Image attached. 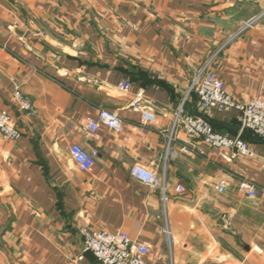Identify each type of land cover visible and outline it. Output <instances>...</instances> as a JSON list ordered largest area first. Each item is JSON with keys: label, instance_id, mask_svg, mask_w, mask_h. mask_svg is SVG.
I'll list each match as a JSON object with an SVG mask.
<instances>
[{"label": "crops", "instance_id": "1", "mask_svg": "<svg viewBox=\"0 0 264 264\" xmlns=\"http://www.w3.org/2000/svg\"><path fill=\"white\" fill-rule=\"evenodd\" d=\"M262 12L264 0H0V110L22 130L0 133V264H100L83 226L126 232L152 264H264V138L234 109L207 117L252 157L205 144L186 153L187 134L171 133L186 96L185 113L202 114L188 89L209 62L237 100L264 97V17L246 26ZM18 88L34 115L20 110ZM138 95L151 124L132 105ZM102 108L119 114V132L89 131ZM74 144L98 150L91 170L79 169ZM137 164L165 179L166 201L132 176Z\"/></svg>", "mask_w": 264, "mask_h": 264}, {"label": "built area", "instance_id": "2", "mask_svg": "<svg viewBox=\"0 0 264 264\" xmlns=\"http://www.w3.org/2000/svg\"><path fill=\"white\" fill-rule=\"evenodd\" d=\"M119 89L128 92L131 89L130 81L120 83ZM192 92L197 93L198 106L202 114L189 115L185 113L186 96L172 121V134L182 130L188 136L183 151L186 153L202 152L205 144L213 149L227 151V156H224L226 159L252 157L254 151L247 140L240 136L231 137L218 132L207 115L214 110H237L240 113L242 128L250 129L256 135L264 138V97H255L248 102L237 100L227 91L223 79L211 70L209 65L204 66L194 77L188 94ZM15 98L24 114L34 115L36 113L33 102L25 96L20 88L15 91ZM132 105L142 112L145 124H151L156 120L153 108L144 102L142 96H136ZM122 125L123 122L119 114L107 108H102L96 119H87V127L91 133H97L102 127L119 132ZM0 133L9 140H17L22 136V130L9 109L0 110ZM70 153L79 169L89 171L95 165L99 152L97 149L88 151L81 145L74 144ZM131 174L138 181L160 190L163 200H167L168 186L165 179L155 171L137 164L132 168ZM225 188L226 184L222 182L218 190L222 192ZM240 188L250 197L257 195V188L253 182L242 181ZM184 190V186L180 184L175 187L177 193H182ZM80 232L83 236L85 250L92 252L100 264H152L147 259L150 252L149 246L131 239L124 231L110 232L83 226Z\"/></svg>", "mask_w": 264, "mask_h": 264}, {"label": "rangeland", "instance_id": "3", "mask_svg": "<svg viewBox=\"0 0 264 264\" xmlns=\"http://www.w3.org/2000/svg\"><path fill=\"white\" fill-rule=\"evenodd\" d=\"M262 17H264V12H262L260 15H258V16H256V17H254V18H252V19H250L249 21H247V23H246V26L247 27H250V26H252L254 23H256L257 21H259ZM206 65H209L210 66V62L209 63H207ZM205 65V66H206ZM201 70V69H200ZM212 70V69H211ZM197 75V74H196ZM195 75V76H196ZM219 76V75H218ZM194 79V78H193ZM193 93V92H192ZM194 93H196V92H194ZM197 94V93H196ZM259 97V96H258ZM253 99V98H252ZM251 100V99H250ZM248 102V101H247Z\"/></svg>", "mask_w": 264, "mask_h": 264}, {"label": "water", "instance_id": "4", "mask_svg": "<svg viewBox=\"0 0 264 264\" xmlns=\"http://www.w3.org/2000/svg\"><path fill=\"white\" fill-rule=\"evenodd\" d=\"M166 86V85H165ZM167 87V86H166ZM170 89V88H169ZM172 91V89H170Z\"/></svg>", "mask_w": 264, "mask_h": 264}, {"label": "trees", "instance_id": "5", "mask_svg": "<svg viewBox=\"0 0 264 264\" xmlns=\"http://www.w3.org/2000/svg\"><path fill=\"white\" fill-rule=\"evenodd\" d=\"M185 105V104H184Z\"/></svg>", "mask_w": 264, "mask_h": 264}]
</instances>
